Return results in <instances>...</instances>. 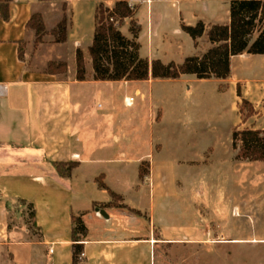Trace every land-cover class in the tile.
<instances>
[{
    "label": "crops",
    "instance_id": "1",
    "mask_svg": "<svg viewBox=\"0 0 264 264\" xmlns=\"http://www.w3.org/2000/svg\"><path fill=\"white\" fill-rule=\"evenodd\" d=\"M58 2L12 0L10 19L0 18V84L8 86L0 97V264H73V216H82L87 227L79 264H178V259L190 264L187 258H200L209 240L225 236L217 227L223 222L217 212L210 220L209 187L198 179L206 164L199 162L207 159L206 154L191 161L165 153L170 139L187 140L189 125L184 120L170 122L172 111L162 106L154 86L190 78L195 83H213L221 96L235 91L236 122L231 129H264L248 127L256 118L264 119V55L232 56L227 79L183 75L97 81L91 57L85 54L86 80L78 81L76 49L68 36L65 43L55 45L70 44L75 65L70 64L66 74H48L28 66L20 58V49L34 39L35 32L27 28L32 15H43L44 4ZM67 2L75 26L71 1ZM104 4L112 9L115 2ZM130 4L137 8L135 18L141 26L140 55L165 64H182L211 47L207 32L196 44L181 29L182 22L202 21L208 30L230 23L231 18V0H131ZM128 24L130 20L121 30ZM183 40L194 45L193 55L180 53L177 59L160 55L167 44L182 51ZM55 57L52 60L65 61ZM243 100L255 111L246 120L240 112ZM167 125L179 127L178 132L163 131ZM70 163L77 166L70 176H63L57 164L67 168ZM146 165L148 171L141 178ZM111 192L120 196L117 203ZM8 199L22 200L29 209L33 206L31 226L9 227L4 204ZM243 206L235 208L246 209ZM255 221L245 236L238 223L236 246L254 249L248 255L236 251V264H264V214ZM210 224L216 226L212 239Z\"/></svg>",
    "mask_w": 264,
    "mask_h": 264
},
{
    "label": "rangeland",
    "instance_id": "2",
    "mask_svg": "<svg viewBox=\"0 0 264 264\" xmlns=\"http://www.w3.org/2000/svg\"><path fill=\"white\" fill-rule=\"evenodd\" d=\"M75 14V26H73L72 14L68 11L69 27L68 36L71 37V46L74 49H81L89 54V46L94 36V15L96 2L93 0H70ZM111 8L110 5L104 4ZM43 19L46 26V35L42 43L37 42L35 33L33 41L26 42L21 46L22 59L34 70L46 71L51 62H67L68 66L75 65V57L71 53L70 44L66 46L55 45V37L52 34L57 28L63 16V2L47 3L42 7ZM143 24V23H142ZM173 26L174 23L170 22ZM146 27L142 42L145 43ZM122 33L129 34V24L123 27ZM41 45H43L41 47ZM182 51L173 48V45L163 46L160 55L166 59L179 58V54H192L195 47L192 43L183 40ZM162 52V53H161ZM58 56L64 60H52ZM48 61V62H47ZM46 65V67H44ZM63 75V74H59ZM234 82L233 79L229 80ZM229 82L222 85L221 90L228 91ZM154 93L160 97L162 106L169 111L170 122L188 123V138L186 141L170 139L166 145V154L183 155L191 161L196 157L204 156L203 177H199L209 187L207 195L209 206L208 214L219 213L223 225L217 226L223 230L224 237L220 240H209V248L200 251V258H187L190 264H236V251L242 250L247 255L254 246H236V229L240 223L241 234L246 235L255 226L256 216L259 218L264 214V162H249L238 160V151L232 147V134L236 127V94L230 92L223 94L216 93L215 85L208 81L195 83L190 78L180 79L173 83H159L154 86ZM133 102V99L130 101ZM132 105V104H131ZM252 112L250 105L243 107V115ZM239 115V113H237ZM177 124V123H175ZM264 128V119L256 118L248 124V127ZM177 129L179 127H176ZM177 129L168 125L163 131L171 133L178 132ZM148 165L143 170L148 171ZM202 178V179H201ZM200 182V181H199ZM118 199H114L117 203ZM6 213L8 225L31 226V211L28 205L18 199H8ZM244 205L246 209L236 210L235 206ZM204 213L207 211L203 210ZM242 217L243 219L236 218ZM216 220H214L215 222ZM258 223V222H257ZM237 225V226H236ZM210 239L216 233V226L210 224ZM183 259H178V264Z\"/></svg>",
    "mask_w": 264,
    "mask_h": 264
},
{
    "label": "trees",
    "instance_id": "3",
    "mask_svg": "<svg viewBox=\"0 0 264 264\" xmlns=\"http://www.w3.org/2000/svg\"><path fill=\"white\" fill-rule=\"evenodd\" d=\"M39 2H63V16L52 34L55 43H65L68 40V0H38ZM99 4L95 10L94 36L89 46V55L97 81H147L149 79H178L183 75H195L199 80L227 79L231 73L230 59L232 56L244 53L264 55V0H231V18L228 24H215L207 27L199 21L195 25L182 22L181 29L187 33L197 44L207 32L211 47L202 55L189 56L182 64L171 62L163 63L161 60L150 61L140 55L141 44L139 36L141 26L135 16L137 8L131 6V0H111L115 2L112 9L104 5L105 1L93 0ZM12 0H0V18L4 21L10 19L9 6ZM130 20V37L122 33V26ZM27 28L33 30L37 42L42 43L46 35V26L43 16L34 13L27 23ZM20 58L22 51L20 49ZM67 62L49 63L46 73L52 75L66 74ZM87 75L86 61L81 49L76 50V78L85 81ZM239 96L240 92H238ZM252 105L242 101L243 107ZM255 111L245 115V120L252 117ZM232 147L238 151L237 159L249 162H264V129H239L232 134ZM77 163L66 165L57 164L63 176H70ZM146 171H140L143 178ZM100 186L106 188L101 181ZM118 199L120 196L111 192ZM33 209L32 205H29ZM129 212H138L123 206ZM32 216L34 212L32 211ZM73 238V264L82 261L84 246L81 243L87 235V227L82 216L72 217Z\"/></svg>",
    "mask_w": 264,
    "mask_h": 264
},
{
    "label": "built area",
    "instance_id": "4",
    "mask_svg": "<svg viewBox=\"0 0 264 264\" xmlns=\"http://www.w3.org/2000/svg\"><path fill=\"white\" fill-rule=\"evenodd\" d=\"M7 91H8V86L0 84V97H3Z\"/></svg>",
    "mask_w": 264,
    "mask_h": 264
}]
</instances>
